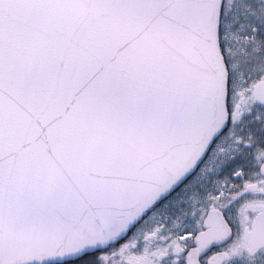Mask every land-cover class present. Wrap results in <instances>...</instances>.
I'll return each mask as SVG.
<instances>
[{
    "label": "snow or ice",
    "instance_id": "snow-or-ice-1",
    "mask_svg": "<svg viewBox=\"0 0 264 264\" xmlns=\"http://www.w3.org/2000/svg\"><path fill=\"white\" fill-rule=\"evenodd\" d=\"M0 264H264V0H0Z\"/></svg>",
    "mask_w": 264,
    "mask_h": 264
}]
</instances>
